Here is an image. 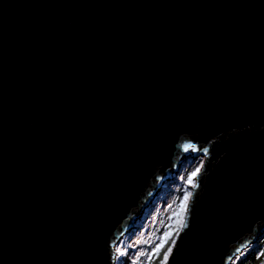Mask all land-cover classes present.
<instances>
[{
	"label": "water",
	"instance_id": "water-1",
	"mask_svg": "<svg viewBox=\"0 0 264 264\" xmlns=\"http://www.w3.org/2000/svg\"><path fill=\"white\" fill-rule=\"evenodd\" d=\"M188 157L168 264H233L264 235V0H0V264H109Z\"/></svg>",
	"mask_w": 264,
	"mask_h": 264
},
{
	"label": "rangeland",
	"instance_id": "rangeland-1",
	"mask_svg": "<svg viewBox=\"0 0 264 264\" xmlns=\"http://www.w3.org/2000/svg\"><path fill=\"white\" fill-rule=\"evenodd\" d=\"M203 162L204 160L201 157L198 159L188 157L183 163L180 171L174 175L173 179L163 184L161 190L154 198L150 206L144 211L141 218L135 223V228L129 231L122 238L123 241L120 244H117L116 247L122 246L123 248L128 249L132 254L147 253L151 251V249L155 247L156 244L161 242L160 238L165 232H172V235L169 236L164 242V247L161 250L162 255L163 251L167 250V247L169 244H171L172 240L176 241L177 238V235L174 231L176 225L174 224L175 217L173 214L179 208L180 197L183 196L185 191L192 193V186L186 183L187 175L196 167L201 168ZM195 179L196 177L193 180L194 183ZM190 198L187 201V208ZM186 212L187 210L184 213V219ZM263 239L264 235L259 240V242ZM255 245L256 244L247 248L236 259L241 258L250 248ZM129 258L131 259V256ZM146 260L147 256L141 255L138 264H145ZM158 260L159 258H156L153 261V264H158Z\"/></svg>",
	"mask_w": 264,
	"mask_h": 264
},
{
	"label": "snow or ice",
	"instance_id": "snow-or-ice-1",
	"mask_svg": "<svg viewBox=\"0 0 264 264\" xmlns=\"http://www.w3.org/2000/svg\"><path fill=\"white\" fill-rule=\"evenodd\" d=\"M187 147V146H186ZM207 149H205V152ZM201 168L196 167L193 171L189 172L187 175V184H190L193 188L197 187V185L193 182L194 178L198 176ZM192 193L185 191L183 196L180 197V204L178 210L173 214L175 217L174 224L176 228L174 229L175 234L179 236L180 231H183L185 227H187L186 220L184 219V213L187 210V201L191 197ZM172 235V232H165L164 235L160 238L161 242L156 244L155 247L151 249V251L147 253H135L132 254L128 249L123 248L122 246L115 247L114 255L109 253L108 262L109 264H138V261L141 255H146L147 260L145 264H153V261L156 258H159L158 264H168L170 255L173 251V246L175 245V240H172L171 244L167 247L166 251H163L161 255V250L164 247V242L167 240L169 236ZM111 247V246H110ZM240 249H237L239 251ZM260 254L264 255V248H260L257 250ZM131 256V259L129 258ZM231 259V257H229Z\"/></svg>",
	"mask_w": 264,
	"mask_h": 264
},
{
	"label": "trees",
	"instance_id": "trees-1",
	"mask_svg": "<svg viewBox=\"0 0 264 264\" xmlns=\"http://www.w3.org/2000/svg\"><path fill=\"white\" fill-rule=\"evenodd\" d=\"M264 248V239L250 248L241 258L236 259L233 264H264V255L257 250Z\"/></svg>",
	"mask_w": 264,
	"mask_h": 264
},
{
	"label": "bare ground",
	"instance_id": "bare-ground-1",
	"mask_svg": "<svg viewBox=\"0 0 264 264\" xmlns=\"http://www.w3.org/2000/svg\"><path fill=\"white\" fill-rule=\"evenodd\" d=\"M148 208V207H147ZM123 241V239L120 241V242H118L117 244H120L121 242ZM117 246V245H116Z\"/></svg>",
	"mask_w": 264,
	"mask_h": 264
}]
</instances>
